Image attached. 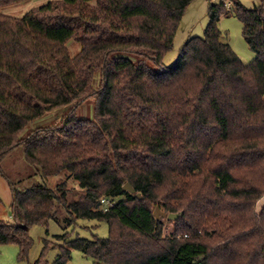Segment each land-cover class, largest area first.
I'll return each instance as SVG.
<instances>
[{
	"label": "trees",
	"instance_id": "1",
	"mask_svg": "<svg viewBox=\"0 0 264 264\" xmlns=\"http://www.w3.org/2000/svg\"><path fill=\"white\" fill-rule=\"evenodd\" d=\"M25 1L0 0V162L23 147L36 175L73 179L82 194L70 202L61 184L11 183L13 222L0 221V247L19 246L27 260L33 226L60 223L65 211V229L97 220L109 236L66 231L52 264H67L72 250L94 264H264V0H209L204 36H189L169 67L194 0H56L22 18L2 12ZM229 15L257 55L251 63L223 41ZM92 100L94 117L81 118ZM62 107L60 126L28 130ZM158 206L178 215L169 236ZM48 248L34 264H48Z\"/></svg>",
	"mask_w": 264,
	"mask_h": 264
},
{
	"label": "rangeland",
	"instance_id": "2",
	"mask_svg": "<svg viewBox=\"0 0 264 264\" xmlns=\"http://www.w3.org/2000/svg\"><path fill=\"white\" fill-rule=\"evenodd\" d=\"M56 0H27L25 2L11 4L2 7V12L8 16L17 18L24 17L27 12L32 9L43 7L44 4ZM243 6L253 8L260 6L261 0H238ZM211 2L220 3L221 0H211ZM209 0H194L193 3L187 8L183 21L178 29V34L175 39L174 50L170 52L165 60L166 65L174 66L178 56L181 52L185 41L189 36L199 37L204 36V30L209 24ZM230 6V4H229ZM219 28L223 32V41L231 46L243 63H251L257 59V55L251 50L244 39L242 32V23L235 15L223 16ZM68 48L73 56L79 53L80 44L77 41L69 42ZM95 101H88L81 105L77 114L81 118L92 119L95 112ZM69 107H62L61 109L52 111L46 114V117L36 120L30 124L28 130L37 127L46 126H60L64 115L69 111ZM0 173V221L4 223L13 222V209L12 202L14 196L12 194L11 183L15 189L25 191L32 189L36 185H43L53 190L57 189L58 185H64L68 192L70 202L79 200L82 192L78 183L73 179L65 176L56 178H47L36 175L33 166L26 161V156L23 147H18L13 152L9 153L2 159ZM122 199H116L120 201ZM111 203V202H110ZM109 205H103L104 208H109ZM264 208V198L261 199L257 205V211L260 212ZM157 209V208H156ZM156 211V210H155ZM164 212L163 210H161ZM165 213V212H164ZM69 215L64 211L59 218L60 223L51 220L49 226L42 225L33 226L30 230L31 239L34 241L33 247L28 254L27 260H21L19 253L20 248L16 245H3L0 247V264H34L42 255L46 247V241L49 242V248L45 251V262L48 264L54 263L58 258L60 251L58 245H63V242L58 239L67 231L70 239L83 238L94 240L96 237L107 238L109 236V225L106 222H99L97 220L79 219L73 222L72 225L66 227L64 219ZM165 225L164 236H169L174 231V224L168 220L167 215L161 218ZM72 258L67 264H94V260L83 254L80 251L72 250Z\"/></svg>",
	"mask_w": 264,
	"mask_h": 264
},
{
	"label": "water",
	"instance_id": "3",
	"mask_svg": "<svg viewBox=\"0 0 264 264\" xmlns=\"http://www.w3.org/2000/svg\"><path fill=\"white\" fill-rule=\"evenodd\" d=\"M124 191H129L131 193H134L135 190L132 188V186L130 184H125L124 186ZM140 197V196H138ZM165 213L161 211V208L158 206L156 211H155V218L158 220V219H161L163 217H165ZM168 220H174V219H177L178 218V215L177 214H173V215H169L168 217Z\"/></svg>",
	"mask_w": 264,
	"mask_h": 264
},
{
	"label": "built area",
	"instance_id": "4",
	"mask_svg": "<svg viewBox=\"0 0 264 264\" xmlns=\"http://www.w3.org/2000/svg\"><path fill=\"white\" fill-rule=\"evenodd\" d=\"M101 204H102V206L103 205H109L110 204V201L109 200H102ZM105 209L108 210L109 208L107 207Z\"/></svg>",
	"mask_w": 264,
	"mask_h": 264
}]
</instances>
